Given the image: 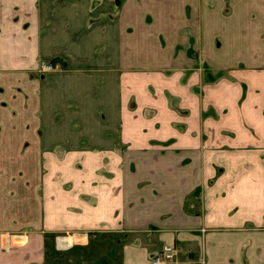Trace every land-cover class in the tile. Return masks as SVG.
<instances>
[{"label":"crops","instance_id":"obj_1","mask_svg":"<svg viewBox=\"0 0 264 264\" xmlns=\"http://www.w3.org/2000/svg\"><path fill=\"white\" fill-rule=\"evenodd\" d=\"M37 163L74 264H264V0H0V166Z\"/></svg>","mask_w":264,"mask_h":264},{"label":"rangeland","instance_id":"obj_2","mask_svg":"<svg viewBox=\"0 0 264 264\" xmlns=\"http://www.w3.org/2000/svg\"><path fill=\"white\" fill-rule=\"evenodd\" d=\"M14 22L11 21L12 24L17 23V21ZM23 154L22 157L27 154V151H23ZM42 161L39 160L38 162L41 163ZM46 168V166L39 163L35 166H0V248L5 254L11 253L26 246L27 237L38 233L42 237H47L50 242L52 241L54 249L57 248L54 251L55 253L50 248L46 249L50 264H74L73 262H76V260L68 254H77L76 250L59 248L58 241L78 233L56 232L43 235L45 230L43 228L38 229L42 225L44 217V214L39 213V210L43 209L44 205L43 187L47 173ZM40 189L42 190L40 191ZM38 193H40V197ZM35 210L37 212L33 214ZM11 237L25 238V243L18 245V241L12 238V243L16 245V247H13L8 244ZM98 238L99 236L94 238L93 234L90 235V239ZM120 238H122L121 245L125 244L126 241H124L123 236H120ZM117 256H119V253ZM119 259L118 257L117 264H120Z\"/></svg>","mask_w":264,"mask_h":264},{"label":"built area","instance_id":"obj_3","mask_svg":"<svg viewBox=\"0 0 264 264\" xmlns=\"http://www.w3.org/2000/svg\"><path fill=\"white\" fill-rule=\"evenodd\" d=\"M58 69V65L52 62L42 61L39 64V73L46 74ZM175 252L171 248H164L163 252L154 257L152 264H174Z\"/></svg>","mask_w":264,"mask_h":264},{"label":"bare ground","instance_id":"obj_4","mask_svg":"<svg viewBox=\"0 0 264 264\" xmlns=\"http://www.w3.org/2000/svg\"><path fill=\"white\" fill-rule=\"evenodd\" d=\"M78 237V236H77ZM76 237V239H73V238H69L68 237V239H61L60 241H59V248H64V249H66V248H69L71 245H73V242L74 241H77V238ZM14 239H16V238H14ZM18 239V238H17ZM23 239V238H22ZM19 240H20V238H19ZM81 241V240H80ZM21 243V242H20Z\"/></svg>","mask_w":264,"mask_h":264},{"label":"flooded vegetation","instance_id":"obj_5","mask_svg":"<svg viewBox=\"0 0 264 264\" xmlns=\"http://www.w3.org/2000/svg\"><path fill=\"white\" fill-rule=\"evenodd\" d=\"M54 64H56V63H54Z\"/></svg>","mask_w":264,"mask_h":264}]
</instances>
